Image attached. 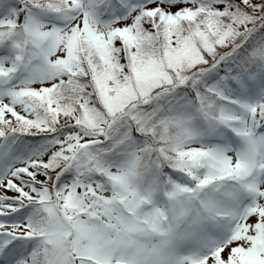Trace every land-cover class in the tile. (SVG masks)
Segmentation results:
<instances>
[{
	"label": "snow or ice",
	"instance_id": "1",
	"mask_svg": "<svg viewBox=\"0 0 264 264\" xmlns=\"http://www.w3.org/2000/svg\"><path fill=\"white\" fill-rule=\"evenodd\" d=\"M0 264H264V0H0Z\"/></svg>",
	"mask_w": 264,
	"mask_h": 264
}]
</instances>
